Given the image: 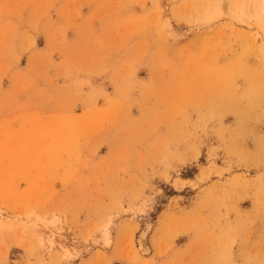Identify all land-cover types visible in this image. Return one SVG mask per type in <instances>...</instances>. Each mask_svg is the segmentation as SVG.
<instances>
[{
    "label": "rangeland",
    "instance_id": "1",
    "mask_svg": "<svg viewBox=\"0 0 264 264\" xmlns=\"http://www.w3.org/2000/svg\"><path fill=\"white\" fill-rule=\"evenodd\" d=\"M0 264H264V0H0Z\"/></svg>",
    "mask_w": 264,
    "mask_h": 264
},
{
    "label": "bare ground",
    "instance_id": "2",
    "mask_svg": "<svg viewBox=\"0 0 264 264\" xmlns=\"http://www.w3.org/2000/svg\"><path fill=\"white\" fill-rule=\"evenodd\" d=\"M149 225V224H148ZM150 226V225H149ZM146 230V231H145ZM144 231L145 232H143L141 235H140V237H139V241H138V244H139V249H140V251L142 252V253H144V254H149L150 253V251H151V248H150V245H149V243H148V234H149V232H150V230H151V227H149L148 229H145ZM139 234V233H138ZM138 248V247H137Z\"/></svg>",
    "mask_w": 264,
    "mask_h": 264
}]
</instances>
